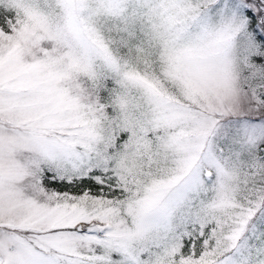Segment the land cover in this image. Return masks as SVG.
<instances>
[{
    "label": "snow or ice",
    "instance_id": "snow-or-ice-1",
    "mask_svg": "<svg viewBox=\"0 0 264 264\" xmlns=\"http://www.w3.org/2000/svg\"><path fill=\"white\" fill-rule=\"evenodd\" d=\"M0 264H264V0H0Z\"/></svg>",
    "mask_w": 264,
    "mask_h": 264
}]
</instances>
